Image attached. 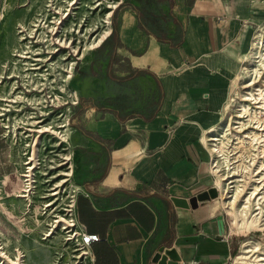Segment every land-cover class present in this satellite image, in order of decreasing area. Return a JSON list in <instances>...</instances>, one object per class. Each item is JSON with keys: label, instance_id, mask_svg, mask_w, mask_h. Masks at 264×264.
Here are the masks:
<instances>
[{"label": "crops", "instance_id": "1", "mask_svg": "<svg viewBox=\"0 0 264 264\" xmlns=\"http://www.w3.org/2000/svg\"><path fill=\"white\" fill-rule=\"evenodd\" d=\"M44 1L0 0V72L19 44L18 27L31 26ZM122 5L111 35L85 52L72 78L80 97L69 135L74 216L100 236L91 264H151L161 247L176 249L181 264H229L238 246L220 196L196 208L173 198L215 184L206 135L227 113L235 75L264 27V0ZM170 11L177 19L163 23ZM163 32L182 40L160 41ZM4 93L0 85V101Z\"/></svg>", "mask_w": 264, "mask_h": 264}, {"label": "rangeland", "instance_id": "2", "mask_svg": "<svg viewBox=\"0 0 264 264\" xmlns=\"http://www.w3.org/2000/svg\"><path fill=\"white\" fill-rule=\"evenodd\" d=\"M124 1L126 0H53L47 6V0H45L42 7L32 17V22L36 18H46L47 23H40L43 31L38 36L39 40H42L40 42H43V50H51L50 45L44 46L46 43L44 40L47 38L46 28L54 29L57 20L62 17L63 13L69 12L63 21L64 24L61 23V25L63 24L68 29V37L72 36L74 39L71 46H76L78 42L83 43V40H86L87 45L96 26L99 30L103 29L105 21L108 20V12H112L109 14H111L113 27L118 24L119 17L124 10V5H122ZM54 15L56 17L53 18L52 23L49 20ZM25 41L29 46L24 47L25 51L21 52L24 57L15 56L12 58L10 56L7 59L16 62L14 73L20 77L17 84L21 86V96L16 97L15 101H0L1 106L9 109L0 115V237L11 241L12 250L15 249L14 244L18 243V240L21 245L29 246L33 256L32 261H29L30 264H52L57 258V253H62L63 262L66 264H83V258L75 257L79 251L74 248L73 242L65 239L70 235L69 230L64 227L68 215L65 208H68L70 203L74 185L72 179H66L65 173L68 172V168L64 163V157L71 154L69 135L75 109L72 106L69 107L70 104H66L65 99L56 90L60 84L58 68L65 65L62 61L64 52L61 50L54 52L49 61H40L36 59L35 53L39 51L36 46L38 43L32 41V38L28 36ZM46 55L48 54L46 53ZM253 56L254 54L250 58L248 57L245 69L241 68L238 74L234 73L238 81L232 88L227 103L228 114L225 118L227 121L233 116L231 118L232 125L229 124L231 129L224 131L226 132L224 137L216 136L220 139L217 143L220 145L222 153L228 154L223 166L224 173L228 177H231L232 174L235 177L230 178L235 181L229 182L231 184L229 188L233 187L231 192L234 194L237 191L243 193L238 197L237 202L250 194L251 188L255 186L253 178L264 177L263 173L253 176L263 166L264 157H261L263 155L259 153L261 150L254 152V150H250L251 147L245 140L238 142L235 128L238 123H234L237 106L242 103L243 95L247 92L255 93V87L260 85V82L255 81L259 77L262 65L255 69L254 65L248 64L252 62L251 60H255ZM261 58L264 60V55ZM11 66L13 67V64ZM11 66L8 69V63L0 73H9L12 70ZM263 78L264 74H261L260 81ZM251 81L254 84L248 85ZM10 84L7 83L8 86ZM27 87L30 88V93L26 91ZM7 89L8 87H5L4 96L9 98ZM263 112L258 113L262 122H264ZM68 119H70V124L65 130L63 124L67 123ZM64 139L68 141H64ZM2 150L5 152V157H2ZM29 166L31 168L34 166L33 185L29 184L32 179L23 176V174L29 173L32 177ZM14 173L21 178L18 180L19 185L11 177ZM30 185L32 187H30L29 196L22 198L19 203V199L14 196L16 187L24 189ZM259 185H262L263 188L258 199L263 206L262 211H264V181ZM219 196L228 218L229 232L238 246V252L229 264L234 263L235 256L240 252L247 239H255L261 243V249L255 255L262 252L264 250V227L251 226L239 229L234 222L233 215L223 203L222 190H220ZM53 230L55 232L47 237L46 234Z\"/></svg>", "mask_w": 264, "mask_h": 264}, {"label": "built area", "instance_id": "3", "mask_svg": "<svg viewBox=\"0 0 264 264\" xmlns=\"http://www.w3.org/2000/svg\"><path fill=\"white\" fill-rule=\"evenodd\" d=\"M52 1L53 0H47L46 5L48 6L50 4V2H52ZM109 13H112V12H108V14H107L108 20L105 21V25H104L103 29L99 30L98 26H96V29L92 31L93 34H92V37H91V40L89 41V43H87V45H86V40H83V43L78 42L76 44V46L75 45L71 46V43H73L74 39L72 36L68 37V35H69V34H67L68 29L63 26V24H64L63 21L68 16L69 12L63 13L62 17H60L57 20L56 26L54 27V29L52 27H49L48 29L46 28L45 34H46L47 38L44 40L46 42V43H44V46L46 47V46L50 45L51 50L46 49L45 51L42 48L43 42H40L42 40H39L38 36H40V34L43 31L42 25L40 23H44V24L47 23L45 21L46 18L45 19L36 18V20L32 22L31 26H29V27H25V26L18 27L19 44H18L17 48L13 51L11 56H12V58L15 56L16 57H24L21 52L25 51L24 47L29 46L28 43L25 41L27 39V36L29 38H32V41H34L35 43H38V44H36V46H38L39 51H37L35 53H36V59H38L40 61L41 60L44 62L49 61V59H52V53H54V52H58L60 50L62 52H64L62 55V61H64L65 65H62L58 68L59 69L58 70V74H59L58 77L60 79V84L56 90L60 93V96L65 99V101H66L65 103L70 104L69 107L72 106L73 108H75V106L78 105L80 102V97L78 96L76 90L72 87V78H73L74 73L77 69L78 63L83 58L85 52L100 46V44L108 36L111 35V33L113 31V24H112V20H111V14H109ZM55 17H56L55 15L52 16V19H50L49 21L53 23V21H54L53 18H55ZM61 23H63V24L61 25ZM83 39H84V37H83ZM46 53L48 55H46ZM253 54H254L253 58L255 60H252V62H249L248 64L251 66L254 65L253 68H255V69L257 68V66L262 65V68H261L262 70L259 74V77L256 78V81H255V82H260V85L255 87V92L259 93L260 89L264 90V78L260 81L261 74H264V60H263V58H261V56L264 55V27H261L255 35V39H254V42L252 44L251 53L249 55V58ZM43 57H45V58H43ZM43 59H45V60H43ZM262 60H263V62H262ZM247 61H248V59H247ZM8 63H9L8 69H10V66L13 64V67L11 66L12 70L7 74L3 73L0 75V85H2L4 87H8L7 92L10 96L9 98L8 97L6 98L4 96L2 99V101H4V102L9 101V100L15 101L16 97L21 96L20 91H22L21 86H19V84H17V82L20 81V77L14 73L15 69H16L15 60H7L3 64L2 68L7 67ZM39 67H41V66H39ZM245 67H246V63L243 66V69H245ZM7 83H11V84L8 86ZM252 84H254L253 81L248 83V85H252ZM26 91L28 93H30V88L27 87ZM244 97L245 96L243 95V97L241 98L242 103L248 104L249 107L253 108L254 110L258 109L260 112L264 111V108H261L260 106L258 107V105L256 106V104L252 103L251 100H244ZM237 107L240 108V106H237ZM4 111H9V109L5 108V106H2L1 111H0V115L4 114L5 113ZM226 114H228V112ZM226 114L223 117V119L221 120V122L226 121L225 120V118L227 117ZM235 117L236 116H234V119H237V120L234 123H238V125H240L238 120H241V118L239 119V117H236V118ZM231 118H233V116L230 117V120H231ZM243 118L248 120V117L246 115ZM230 120L228 119V124H229ZM261 123L264 124V122H262V120H260V124ZM69 124H70V119L67 120V123L63 124V127L65 128V130H67V125H69ZM248 125L252 126L251 123H249ZM248 125H246L245 127H249ZM212 129H215V130H212ZM212 129L210 130L209 134L213 133V135H215L217 133L216 127L212 128ZM219 136H221V134ZM210 137H212V136H210ZM212 138H216V136L212 137ZM219 140L220 139L210 140V141L218 142ZM64 141H68V140L64 139ZM66 149H67V147H66ZM213 157H214V155H213ZM64 158H65L64 163L67 164V168H68V172L65 173L67 175L66 179L70 180L71 174H72L71 154L67 155ZM29 168H30L29 172L32 173V182H29V184L32 183V185H33V182H34L33 181V179H34V171H33L34 166H32V168L29 166ZM211 170H212V173L215 177L214 186H216L217 190L220 192L221 188L216 183V180H217L216 172L218 170V167H217V159H215V158L212 159ZM257 172H255V173H257ZM23 176L30 177L31 175L28 173V174H23ZM232 176H233V174H232ZM229 181H233V180H229ZM260 186L262 187V185H260ZM30 187H32V186L30 185V186H27V188L22 189V190H24L23 192L29 193L31 190ZM77 192H78V188L73 187L70 203L68 204V208H65V211H68L67 212L68 215H67V220H65L66 223H65L64 227H65V229H68L70 232V235L67 236L65 239H66V241H72L74 244V248L77 251H79L77 254H75V257L77 259L83 258V264H91L90 247L92 246V244L94 242H97L100 240V236L97 233L88 232L83 226L79 225L77 219L75 218L74 206H75V198H76ZM29 194L26 195L25 197H28ZM260 194H259L258 198H260ZM260 205H261V203H260ZM48 233H51V231ZM253 258H255V257H253ZM52 264H66L63 262L62 253H57V258L53 261Z\"/></svg>", "mask_w": 264, "mask_h": 264}, {"label": "bare ground", "instance_id": "4", "mask_svg": "<svg viewBox=\"0 0 264 264\" xmlns=\"http://www.w3.org/2000/svg\"><path fill=\"white\" fill-rule=\"evenodd\" d=\"M263 91L264 90L260 89L259 93L247 92L244 95V100H251V102L256 104V106L258 105V107L260 106L261 108H264ZM238 106H240V108L237 109V115H235L236 117H239V119L241 118V120H238L240 125L235 126L238 135L236 138L239 139L238 142H243L245 140V142L251 147L250 150H254V152H256V150L260 149L261 152L259 153L263 155L261 157H264V126H262L263 124H260L261 117L258 114L260 111L258 109L254 110L253 108L249 107V105L246 103H240ZM245 115L248 117V120L243 118ZM249 123H251L252 126L244 127ZM229 124L232 125L231 120ZM229 124L228 120L226 122H219L218 126H216L217 133L215 135H213V133L206 135V142L210 146L214 154V158L217 159V185H219V187L221 188L224 204L227 210L233 215L234 222L239 229H245L251 226L264 227V211H262L263 206L260 205L258 199V195L261 193V189L263 188L259 185V183L264 181V177L261 179L253 178L252 181L253 183H255V186L251 188L250 194L246 198L242 197L241 201L237 202L238 197L241 196L243 193L241 194L240 191H237L235 194L231 192V188L233 187L229 188V186L231 185L229 183V180L230 178H232V175L231 177H228L223 170V166L225 165L224 162L226 161L228 154L224 152L222 153L220 145L217 142L210 141L218 140L219 137H212L218 136L220 134L222 137H224L226 133L224 131H229L231 129V127H229ZM225 126H228V128H225ZM248 129H250V131H247ZM259 173H263L264 175V162L263 166H261V169L257 173H254L253 176H257L259 175ZM11 177L14 178L17 181V185H19L18 180L21 179L20 176L14 173ZM29 178L32 179L31 176ZM23 191L24 190L18 188V186L14 191V196L19 199V203H21L22 198L29 194L23 193ZM252 206L253 209H251ZM53 232L55 231L53 230L51 233H48L47 237L51 236ZM10 242L11 241L6 240L4 238L1 239L0 237V264H30L29 261H32L33 257L32 249H29V246L21 245L18 240V243L14 244L15 249L12 250L11 246L13 244H10ZM259 249H261V243L259 241L255 239L245 240L242 249L235 256L233 264H264V250H262V252H260L259 254L255 255V253L258 252ZM252 256H254L255 258H253Z\"/></svg>", "mask_w": 264, "mask_h": 264}, {"label": "water", "instance_id": "5", "mask_svg": "<svg viewBox=\"0 0 264 264\" xmlns=\"http://www.w3.org/2000/svg\"><path fill=\"white\" fill-rule=\"evenodd\" d=\"M219 196V192L216 186H211L208 190L200 192L199 194L192 196L189 200L185 198H173L175 203L179 206H185L196 208L200 201L216 198ZM217 221L221 228V233L225 231V222L223 215H219ZM181 257L177 254L174 248L161 247L153 256L151 264H181Z\"/></svg>", "mask_w": 264, "mask_h": 264}, {"label": "trees", "instance_id": "6", "mask_svg": "<svg viewBox=\"0 0 264 264\" xmlns=\"http://www.w3.org/2000/svg\"><path fill=\"white\" fill-rule=\"evenodd\" d=\"M138 11H139L140 16H141V19H142L143 18V12H145V10H143V8H141V7H138ZM152 13H154V12H152ZM152 13L150 12V14H152ZM168 15H170V16H172L174 18V15L172 14L171 11L169 13H165V14H163L161 16L162 17L161 19L163 20V23L167 20ZM152 16H153L154 20H157V15L152 14ZM174 19L176 20L177 18H174ZM142 25H143V22H142ZM145 28H147V27H145ZM115 32L116 31H114V33ZM155 36L157 37L158 40L165 41V42H170L173 46L178 45V43H180L181 40H182V39H177V40L171 39V38L168 37V35L165 32H163V33H157V34H155Z\"/></svg>", "mask_w": 264, "mask_h": 264}]
</instances>
